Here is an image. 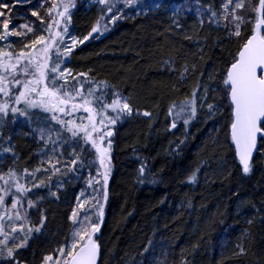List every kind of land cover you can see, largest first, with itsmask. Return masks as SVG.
Returning a JSON list of instances; mask_svg holds the SVG:
<instances>
[{"label":"snow or ice","instance_id":"6c2138e0","mask_svg":"<svg viewBox=\"0 0 264 264\" xmlns=\"http://www.w3.org/2000/svg\"><path fill=\"white\" fill-rule=\"evenodd\" d=\"M79 2L0 0V264H31L23 253L30 241L47 232L45 202L66 198L74 182L79 187L68 217L71 235L42 254L40 264H103L100 234L117 126L134 116L152 120L153 113L141 111L132 96L116 85L96 79L93 68L77 70L73 60L81 46L132 16H147L159 9L170 12L171 33H180L198 47L195 63L187 58L178 63L172 57L161 61L170 76V91L180 93L196 81L181 93L185 99L168 105V130L177 129L182 121L186 138H190L188 127L194 122L217 118L224 107L216 99L220 94L227 104L230 143L241 174L252 175L257 164L264 168V0H183L179 4L172 0H94L101 6L99 15L84 33H77L74 15ZM19 8L26 11H16ZM189 14L196 15L201 29L207 25L224 33L215 43L222 55L224 43L235 44L236 51L219 73L197 66L204 47L185 30ZM210 38L203 37L205 46ZM14 136L40 146L37 154L42 166H16L22 157ZM6 159L12 163L5 165ZM137 159V183H156L150 161ZM202 166L192 168L183 183L196 185ZM187 207L192 208L191 200ZM262 210L264 203L257 212ZM218 223L223 224V218ZM243 235L232 250L238 257L250 254V234ZM164 246L146 239L138 252L139 261L133 259L132 264H168L166 259L157 261V252ZM180 264L190 261L182 256Z\"/></svg>","mask_w":264,"mask_h":264},{"label":"trees","instance_id":"16d2710c","mask_svg":"<svg viewBox=\"0 0 264 264\" xmlns=\"http://www.w3.org/2000/svg\"><path fill=\"white\" fill-rule=\"evenodd\" d=\"M100 7L94 0L91 4L90 0H80L74 15L77 33H84L95 22ZM16 11L23 13L26 9ZM169 18L170 12L163 9L147 16H132L81 46L73 60L77 70L93 68L96 79L116 85L132 96L141 111L153 113L152 120L134 116L117 126L109 199L100 234L103 264L138 262V252L148 238L165 245L158 250L157 261L166 259L168 264H180L182 256L190 264H264V210L257 212L264 203V168L257 164L252 175L241 174L230 143L229 113L222 96H216L224 105L217 118L208 123L194 122L188 127L190 138H186L182 121L177 129L168 130V105L185 99L181 93L189 91L196 81L182 87L180 93L170 91V76L161 61L172 57L178 63L185 58L195 63L199 55L197 45L185 41L180 33H171ZM185 30L204 47L203 60L197 66L206 72L215 68L219 73L226 66L224 62L231 59L230 53L236 51L235 44L224 43L222 55L215 43L224 33L207 25L201 29L195 14L188 15ZM204 36L211 37L206 46ZM14 141L22 157L16 162L18 168L42 166L38 144L23 137L14 136ZM137 157L150 161L156 183H137ZM4 163L12 162L6 159ZM197 164L203 165L198 183H183ZM77 187L74 182L60 202H45L47 232L30 241L23 253L31 264H40L42 254H48L71 235L68 217ZM188 200L192 208L187 207ZM221 218L223 224L218 223ZM248 220L253 223L249 225ZM243 234H250V254L238 257L232 250L238 238L244 239Z\"/></svg>","mask_w":264,"mask_h":264}]
</instances>
